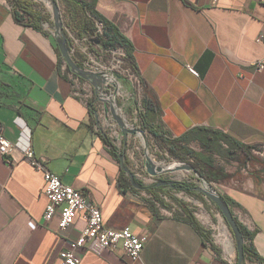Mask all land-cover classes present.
<instances>
[{"label": "crops", "instance_id": "crops-1", "mask_svg": "<svg viewBox=\"0 0 264 264\" xmlns=\"http://www.w3.org/2000/svg\"><path fill=\"white\" fill-rule=\"evenodd\" d=\"M83 1L130 41L146 97L171 137L204 127L260 147L255 153L261 162L239 173L228 169L236 176L218 184V190L239 204L234 216L255 233L261 260L244 264H264V69L255 67L264 62V3ZM20 14L14 0H0V122L6 138L23 148L22 135H29L37 159L64 184L85 191L107 227L148 236L138 261L120 251L83 249L80 264H237V242L227 222L219 225L223 243H218L206 227L203 236L177 218L182 212L168 198L173 209L154 214L146 192L121 189L120 151L113 154L94 128L95 112L75 91L55 25L51 29L48 19L38 29L21 21ZM123 90L134 101L131 87L125 84ZM10 158L13 167L0 155V264H60V253L86 224L81 215L65 231L57 218L46 223L44 173L18 148ZM134 181L158 183L145 185L135 176ZM223 218L215 214L214 222L224 223Z\"/></svg>", "mask_w": 264, "mask_h": 264}, {"label": "trees", "instance_id": "trees-1", "mask_svg": "<svg viewBox=\"0 0 264 264\" xmlns=\"http://www.w3.org/2000/svg\"><path fill=\"white\" fill-rule=\"evenodd\" d=\"M14 1L17 9L21 12L19 16L21 21L31 23L35 28L41 29V22L49 19L43 11L38 9L36 6L37 4L34 3L33 0ZM60 1L65 4L67 9L64 14L67 22V29L75 34L77 38L82 40L96 37V40L100 41L101 47L107 52L111 53L112 50L117 48H122L125 51V56L123 57L124 67L131 69L141 81V92L139 93L138 100L135 102L136 104H140V119L143 129L154 137L156 143L166 150L171 158L179 161L190 160L192 162L191 165L202 177L207 179L210 184H224L236 176L227 173L228 168L226 169L224 166L217 164V158L224 161L231 160L237 162L239 164L237 173H239L241 169L248 170L249 167H253L254 164H259L261 162V157L255 153L260 152L261 149L259 146H248L239 143L222 131L196 127L181 137H171L162 126L158 109L151 100L146 97L147 90L135 64L130 41L113 23L96 12L92 5L86 4L83 0ZM98 25L102 26V32H99ZM84 58V55L78 51L73 57V60L77 65L81 66ZM67 70L71 73L69 67ZM73 76L76 78V75ZM79 80L80 83L84 82L83 79ZM89 104L92 105V113L95 112V100H90ZM100 133L103 141L109 146L113 154H115L117 147H115L107 134L103 132ZM193 142H197L200 145V151H196L190 147V144ZM119 158H122L121 154ZM252 173L254 172L252 171L249 174ZM134 182L135 183L132 182L131 178L124 170L121 171L119 186L123 191L131 189L136 193L146 192L150 196V199H147V201L154 214H157L160 208L172 210L173 205L171 203L175 204L182 212H178L176 217L191 224L201 235H206L204 226L194 216L189 203L178 199L177 196L173 194L175 191L185 192L198 197L202 202L206 203L205 196L201 195V193L196 190V187L190 186L186 182H174L173 185H170L171 181L168 182L165 179H159L158 182L160 183H156L152 186H144L142 183ZM135 185L138 187H135ZM165 198H168L171 203L166 202ZM221 198L234 214V208L239 207V204L222 194ZM218 211L220 212L219 209ZM235 219L244 240L245 261L252 258L261 260L253 244L255 233L249 231L236 217Z\"/></svg>", "mask_w": 264, "mask_h": 264}, {"label": "built area", "instance_id": "built-area-1", "mask_svg": "<svg viewBox=\"0 0 264 264\" xmlns=\"http://www.w3.org/2000/svg\"><path fill=\"white\" fill-rule=\"evenodd\" d=\"M253 1L264 3V0ZM98 28L99 32H102V26L98 25ZM67 33L69 38H71L70 41L75 45V48L70 50L71 56L74 57L78 51L81 52L85 57L83 61L84 66L81 67L88 74L94 76V79L85 80L72 73L76 75V78L72 75V82L79 96L81 94L76 89L77 83L80 84L79 79H83L84 84H81H86L90 89L89 96L94 97L86 100V102L92 107L89 101L95 100L96 111L94 115L97 122L102 114L99 113L98 104L107 105L106 110L111 113V99L114 98L115 105L118 107V98L126 96L122 92L125 84L131 87L134 101L138 100L139 93L141 92V81L131 69L124 67L123 57L125 56V51L122 48L112 50L110 60L97 58L92 52L88 51V48L82 47L83 43L88 41V39L81 40L74 37L68 30ZM255 67L258 72L262 71L264 69V62L256 63ZM136 105V107L134 106L136 108L135 112L139 115L140 119V104ZM139 121L141 122V119ZM22 138L25 139L26 146L20 148L19 144H13L6 138L4 126L0 122V155L8 166L13 167L15 165V161L10 158V155L14 149L18 148L31 167L44 173L46 183L45 195L48 199L44 215L45 222L50 223L57 218L59 229L65 231L74 224L76 217L81 215L80 217L86 224L81 235L70 243L69 249L60 253V264H80L81 251L83 249H88L97 254L105 250L112 252L120 251L133 262L138 261L148 241V236L137 235L128 228L114 230L107 227L104 223L100 207L90 200L89 195L82 189L64 184L43 162L37 159L30 144V136L26 137L24 133ZM212 185L216 188V184Z\"/></svg>", "mask_w": 264, "mask_h": 264}, {"label": "rangeland", "instance_id": "rangeland-1", "mask_svg": "<svg viewBox=\"0 0 264 264\" xmlns=\"http://www.w3.org/2000/svg\"><path fill=\"white\" fill-rule=\"evenodd\" d=\"M34 3H36L38 9L43 11L45 15L49 18V27L51 29H54V18L52 14V6L49 3L48 0H33ZM60 9L61 13V22L63 25V29L65 30L68 44L70 47V50L75 48L74 43H72L71 38H69V35L67 33V22L64 17L63 12V2L60 0H55ZM69 31V30H68ZM71 33V32H70ZM74 37H76L75 34L71 33ZM92 42H84L82 47L88 48L90 52H92L97 58L110 60L111 54L110 52H107L105 49L101 47L99 43L96 41V37H92ZM94 41V42H93ZM84 66L83 63L81 65ZM84 84V83H83ZM79 84L77 83L76 89H78V92L81 94V96L88 100L91 99L94 96L90 95V89L85 84ZM124 90L122 89V92ZM132 93V92H129ZM88 96H87V95ZM118 107L114 106L115 111L118 109L120 112L121 110L125 113L126 118L130 122L131 126L138 127L143 129L142 123L139 121V115L136 114V102L129 99L126 96H122L121 98H118ZM135 106V107H134ZM107 105H100L98 104V110L101 114L98 122L96 121L94 123V128H96L99 132H103L109 136L112 143L117 147V149L120 151L122 161L127 167V169L138 179L142 180L145 185H150L153 182H156V180L159 179H165L166 181L171 182H177V183H187L188 185H192L196 187V190L199 191L197 188H205L204 182L199 181L198 177H196L194 174L187 172V171H177L173 174L168 175H162L158 177H150L145 169V142L143 139H145L139 132H128L123 130V127L119 126L113 116L112 113H110L107 109ZM121 108V109H120ZM117 114V111H116ZM141 126V127H140ZM143 131H145L143 129ZM146 134V143H147V149H148V157L152 160V162L159 166H167L169 164H175L176 162H185L188 164H192L190 160L187 161H179L176 159L171 158L169 153L164 150L162 147H160L153 136H151L147 131H145ZM190 147L196 151H200L201 147L197 142H193L190 144ZM217 164H220L224 166L226 169L230 170H236L238 167V163L235 161L227 160L224 161L220 158H217ZM151 182V183H150ZM216 188L218 193L219 185L216 184ZM201 195L205 196L201 191H199ZM175 196H177L178 199H181L183 201H186L187 203H190L192 205V211L194 216L198 219V221L206 227L211 233L216 236V241L218 243L222 242V237L220 236V226L219 225H226V220L224 223H215L214 222V215L220 214L222 217V213L218 211L216 206L205 196L206 203L202 202L198 197H194L193 195L187 194L185 192L181 191H175L173 192ZM210 205L211 207H208ZM224 219V218H223Z\"/></svg>", "mask_w": 264, "mask_h": 264}, {"label": "water", "instance_id": "water-1", "mask_svg": "<svg viewBox=\"0 0 264 264\" xmlns=\"http://www.w3.org/2000/svg\"><path fill=\"white\" fill-rule=\"evenodd\" d=\"M48 1L52 6V14L54 18L57 42H58L59 49H60L63 59L65 60L66 64L70 67L72 73L80 76L81 78L85 80L94 79L93 75L88 74L81 66L77 65V63H75V61L73 60V57L70 54V47L68 44V39H67L65 30L63 29V25L61 22V13H60L59 5L55 0H48ZM88 41L92 42V39L90 38L88 39ZM96 42L100 44V41H96ZM110 111L112 113V116L115 122L119 126L123 127V130L128 131V132H137V133L139 132L146 139L145 131H143L142 128H138V127L136 128L134 126H130L132 130L127 129L128 128L127 125H125L122 121L117 120V118L114 115V105L112 102H111ZM122 168L125 170V172L129 174L132 182L135 183L133 174L127 169L123 161H122ZM145 169H146L147 174L151 177H158L162 175L173 174L177 171H187V172L194 174L196 177H198L199 181H203L205 188L199 187L197 189L201 191L212 203H214L216 207L222 213L223 217L225 218L226 222L228 223V225L230 226V228L232 229L235 235V239L237 242V248H238V263L237 264H244L245 262L244 240L239 230V227L237 225L235 216L231 212L227 204L221 198V193H218L217 189L212 184H210L207 181V179L202 177L199 174V172L191 164H188L185 162H177L175 164H169L163 167H159L155 165L152 162V160L148 157L147 143L145 145ZM170 185H173V183H170Z\"/></svg>", "mask_w": 264, "mask_h": 264}, {"label": "bare ground", "instance_id": "bare-ground-1", "mask_svg": "<svg viewBox=\"0 0 264 264\" xmlns=\"http://www.w3.org/2000/svg\"><path fill=\"white\" fill-rule=\"evenodd\" d=\"M111 101H112L113 105L116 106V105H115V100H114V98H112ZM115 109H116V108H114V115H115V117L117 118V120L122 121L125 125L128 126V129H131V128H130L131 124H130V122L128 121V119L126 118L125 113H124L122 110L119 112L118 109H117V110H116V111H117V114H116ZM117 120H116V121H117ZM131 130H132V129H131ZM143 140H144L145 145H146V140H145V139H143ZM224 243H225V242H224Z\"/></svg>", "mask_w": 264, "mask_h": 264}]
</instances>
